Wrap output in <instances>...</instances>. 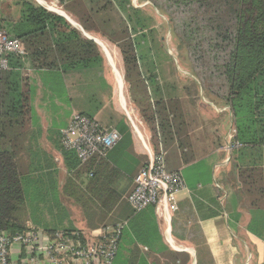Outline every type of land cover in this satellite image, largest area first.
Here are the masks:
<instances>
[{
  "label": "crops",
  "instance_id": "obj_1",
  "mask_svg": "<svg viewBox=\"0 0 264 264\" xmlns=\"http://www.w3.org/2000/svg\"><path fill=\"white\" fill-rule=\"evenodd\" d=\"M34 1L46 11L64 19L68 30L94 43L99 56L95 39L104 41L111 49L112 45L117 48L99 32L84 30L78 18L63 8L64 4L56 1L58 4L54 5L43 0L65 16ZM79 1L83 10L96 21L101 17L109 19L110 24L102 27V31L116 34L126 27L131 34L124 14L116 3L124 0ZM134 1L127 0L125 7L133 8ZM146 4L149 3L142 2L143 6ZM14 10L16 14V8ZM76 11L80 12L78 9ZM104 61L107 64L105 57ZM19 62L21 67L16 71L20 72L22 84L31 90V119L25 140L30 141L32 146L27 157L32 168L29 194L44 195L40 217L49 229L61 223L58 225L78 229L83 234H96L101 228L123 224L125 231L112 264H264V215L262 220L254 222V211L246 208L238 199L236 181L230 173L235 158L234 150H228L234 142L232 113L228 107L204 92L195 75H189L191 79L188 80L194 86L186 83L180 87L178 76L155 79L142 76L152 106L162 103L166 108L165 111L162 109L161 118L168 128L162 133L156 123V145L146 141V148L144 138V141L140 140L133 126L125 121L124 117L127 116L120 105L117 104L120 109L114 105V99L117 100L114 81L112 76L107 79L101 73V68H95L98 64L81 71L61 67L49 72L33 70L27 57ZM182 80L186 82L184 78ZM16 81L13 78L9 80L11 84L14 82L18 85ZM123 82L124 98L126 93L130 100L127 84ZM107 85L111 87L109 90H106ZM166 87L169 89L166 90ZM74 113L88 116L105 128L117 130L121 137L106 158L107 163L117 171L110 188L119 200L104 223L108 226L95 230L87 227L80 209L77 221L69 217V211L73 209L69 204L74 203L62 195L70 170L59 149V140L61 131L68 126ZM150 151L163 152L166 170L180 172L184 179L186 189L175 195L174 210L167 211L166 215L154 207L139 214L134 213L126 201L133 190L135 176L148 162ZM74 158L72 155L71 159ZM262 163L264 166V148ZM39 165L51 167L49 179H39V173L35 171V166ZM78 184L84 189L87 176H82ZM47 210H60L62 214H47ZM262 211L264 214V209ZM31 214L35 223V212ZM65 221H68V226Z\"/></svg>",
  "mask_w": 264,
  "mask_h": 264
},
{
  "label": "trees",
  "instance_id": "obj_2",
  "mask_svg": "<svg viewBox=\"0 0 264 264\" xmlns=\"http://www.w3.org/2000/svg\"><path fill=\"white\" fill-rule=\"evenodd\" d=\"M141 1L167 16L171 32L185 50L204 92L230 109L235 130L233 141L239 144L233 151L230 173L236 181L238 199L254 211L257 222L264 215V0ZM15 7L16 14L7 16L0 0V31L23 44L33 70L53 72L64 67L81 71L101 63L96 45L68 30L64 19L34 0H17ZM63 8L78 18L84 30L99 32L119 49L130 100L150 133V141L156 145V123L162 133L168 129L161 118L162 109L166 108L162 103L154 106L150 103L135 43L127 28L116 34L102 31V27L110 24L109 19L101 17L96 21L83 10L79 0H69ZM19 61L12 57L11 69L0 71V233L16 235L31 231L26 216L30 214L33 218V212L36 230L70 233L73 230L59 226L61 223L50 229L43 224L40 205L44 195L29 194L32 168L27 157L32 146L25 140L31 119V90L22 84L20 72L16 71L21 67ZM11 78L17 79L18 85L11 84ZM59 149L70 170L62 195L81 210L89 229L107 227L104 223L119 200L110 188L116 169L107 163V157H93L81 164L72 151L62 145ZM50 170V166H42L39 179H49ZM84 175L87 184L82 189L78 182ZM124 231L123 228L115 258Z\"/></svg>",
  "mask_w": 264,
  "mask_h": 264
},
{
  "label": "built area",
  "instance_id": "obj_3",
  "mask_svg": "<svg viewBox=\"0 0 264 264\" xmlns=\"http://www.w3.org/2000/svg\"><path fill=\"white\" fill-rule=\"evenodd\" d=\"M57 1L63 5L69 0ZM26 55L19 40L0 31V71L11 69L12 57L22 60ZM120 139L117 130L105 128L94 119L78 113L72 115L68 126L61 131V145L72 151L81 164L93 157L106 158ZM143 145L148 147L146 141ZM238 147L239 144L233 142L228 150ZM185 189L182 174L166 170L164 153L150 151L148 162L135 176L133 190L126 201L134 213L154 207L166 215L167 211L174 210L175 195ZM123 227V224H118L112 228H101L95 239L88 240L77 231L0 233V264H112Z\"/></svg>",
  "mask_w": 264,
  "mask_h": 264
},
{
  "label": "rangeland",
  "instance_id": "obj_4",
  "mask_svg": "<svg viewBox=\"0 0 264 264\" xmlns=\"http://www.w3.org/2000/svg\"><path fill=\"white\" fill-rule=\"evenodd\" d=\"M17 0H2V9L3 14L9 16L15 11V3ZM57 0H48L51 4H58L56 3ZM143 1L132 2V7H125L128 4L127 0L124 2H118L117 6L119 10L124 14L125 23H127V27H129L132 39L134 40L136 53L139 59V67L141 69L142 76L145 77H170V76H178V87L180 85L188 84L190 86H194L193 82L188 81L191 78L189 75L196 74L192 69V65H190L186 52L183 48L179 47L178 42L176 41L175 37L173 36L167 16L163 13L154 9L150 4L142 5ZM12 10V12H11ZM15 13V12H14ZM14 15V14H13ZM111 45V44H110ZM112 50L116 54V59L119 62V68L123 71L122 66V59L119 53V50L112 45ZM100 50V57H102L101 63L96 66L95 68H101V73L104 74L107 79H109L111 74V69L108 64L104 61V54ZM123 74V73H122ZM185 79L182 80L183 78ZM188 81V82H187ZM112 82V81H111ZM186 86V85H185ZM111 88V87H110ZM107 85V89L109 90ZM128 88V85H127ZM169 88L166 87V90ZM102 91V90H100ZM99 91V92H100ZM114 105L118 107L119 105L117 100L114 99ZM125 100L129 111L131 112L130 118L134 120V124L140 129L142 132V136L145 141H150V133L148 132L147 127L142 123L140 120L137 109L134 107L132 102L129 100V97L125 93ZM119 108V107H118ZM120 109V108H119ZM131 109V110H130ZM134 117V118H133ZM125 121L132 127L129 118L124 117ZM146 128V129H145ZM146 131V132H145ZM61 135V134H60ZM61 141V138L60 140ZM59 143V142H58ZM60 146V145H59ZM32 151V150H31ZM45 165V164H44ZM36 173L41 171V166H35ZM62 204V203H61ZM65 208L66 206L62 204ZM73 209L69 211V217L75 218L74 220L77 221V217H79V208L75 204H69ZM47 214L49 211H46ZM53 214H57L60 216L62 212L60 210H52L50 211ZM28 218V219H27ZM27 224L29 227L35 231L36 228L34 226V221L31 215L26 216ZM50 219V218H49ZM68 223V221H65ZM66 224V226H68ZM68 228V227H67ZM73 232L80 230L72 228ZM84 239H95V233H82L80 232Z\"/></svg>",
  "mask_w": 264,
  "mask_h": 264
},
{
  "label": "bare ground",
  "instance_id": "obj_5",
  "mask_svg": "<svg viewBox=\"0 0 264 264\" xmlns=\"http://www.w3.org/2000/svg\"><path fill=\"white\" fill-rule=\"evenodd\" d=\"M36 1H38L40 4L50 9L51 11H55V12L58 11V13L65 16V14L61 12L59 9H57L56 7L47 5L43 0H36ZM95 41L97 42L99 48L103 52L105 59L107 61V64L111 69L112 79L116 87L118 104L120 105V108L123 110L127 118H129V120L131 121V124L135 130L137 137L140 140H143L142 133H140L139 128L134 124V120L130 118L131 112L129 111L126 100L124 98V92H123V86L125 85L123 82L124 79L122 80V71L119 68V62L116 59V54L113 52L111 48H109V46L104 41L100 39H95Z\"/></svg>",
  "mask_w": 264,
  "mask_h": 264
}]
</instances>
